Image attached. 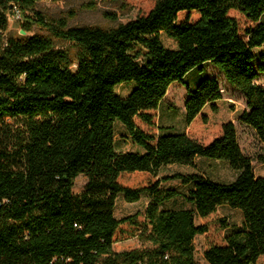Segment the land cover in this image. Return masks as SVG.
<instances>
[{"label": "trees", "instance_id": "1", "mask_svg": "<svg viewBox=\"0 0 264 264\" xmlns=\"http://www.w3.org/2000/svg\"><path fill=\"white\" fill-rule=\"evenodd\" d=\"M38 1L0 0V264H264V176L235 125L225 122L205 144L185 131L158 124L147 132L136 123L154 125L152 111L175 82L187 89L186 125L209 104L217 111L216 78L186 81L210 62L245 97L239 120L264 143V53L255 51L264 46V0H155L147 13L106 29L49 22ZM16 9L27 32L36 25L52 37L7 36ZM124 83L134 87L121 96L116 87ZM117 123L143 152L118 150ZM198 159L224 162L236 177L159 176L165 166L196 167ZM133 173L151 178L121 181ZM81 174L87 182L76 194ZM173 179L187 191L163 187ZM120 193L128 202L146 194L149 203L118 218ZM178 196L191 207H164ZM224 205L241 212L240 225L220 214ZM200 234L208 236L204 263L195 257ZM134 237L140 246L114 249Z\"/></svg>", "mask_w": 264, "mask_h": 264}, {"label": "rangeland", "instance_id": "2", "mask_svg": "<svg viewBox=\"0 0 264 264\" xmlns=\"http://www.w3.org/2000/svg\"><path fill=\"white\" fill-rule=\"evenodd\" d=\"M124 3L114 2L112 0H40L36 4L38 10L49 22H55L61 18L68 21L69 26H95L101 28H111L119 23H125L137 16L147 13L154 5L155 0H122ZM232 14L242 18L237 12ZM25 18L22 14L16 11L9 15L7 36H28L34 33L51 36L49 32L33 25L32 30L27 32L24 25ZM162 40L167 47L175 48L176 41L168 37L165 33H161ZM57 47L65 46V43L53 38ZM258 56L264 53V46L255 49ZM202 76H210L216 78L221 87L222 99L217 101L218 110L214 111L211 105H207L202 114L197 116L194 121L186 125L185 123V101L188 93L186 87L179 83H173L165 97L163 98L160 108L157 111H152L154 116V125L150 126L136 118V123L147 132H157V125L169 127L175 131H185L190 136L198 139L202 143L210 142L214 137L222 133V125L225 122L231 121L236 129L239 139V144L245 154L252 158V163L256 175L264 176V162L261 157H264V143L261 142L256 132L246 124L240 122L239 117L241 113L247 109L245 97L242 93L231 86L223 74L215 65L210 62L203 64L186 77V81L191 86ZM258 83L264 86V74H260ZM133 83H124L116 87V91L121 96H126ZM116 140L118 150L137 151L143 150L138 147L128 136L125 128L120 124H116ZM143 152V151H142ZM192 172H206L213 179L220 181H231L236 177V172L231 169L226 163L212 161L209 159H198L197 166H186L173 164L163 167L159 176L164 177L174 173H192ZM151 176L147 173H133L124 174L121 181L128 185H138ZM87 182V177L83 174L75 178L74 192L79 194L84 189ZM163 187L175 188L184 193L187 187L183 186L179 179L168 180L164 182ZM149 203V197L143 194L140 200L136 202H128L124 195L120 193L116 198L115 214L118 218L125 215L143 211ZM167 208H181L191 207L182 196H178L173 200L167 201L164 204ZM220 214L225 215L231 225H240L242 221L241 212L233 209L227 205L221 206ZM202 219H198L200 223ZM217 231L213 228L211 235H216ZM208 236L204 234L197 235L194 240L195 257L201 262L204 261V248ZM140 246V241L137 238H125L118 240L114 244L115 250L130 249Z\"/></svg>", "mask_w": 264, "mask_h": 264}, {"label": "built area", "instance_id": "3", "mask_svg": "<svg viewBox=\"0 0 264 264\" xmlns=\"http://www.w3.org/2000/svg\"><path fill=\"white\" fill-rule=\"evenodd\" d=\"M15 11H16L17 13H19V11H18L17 9H16Z\"/></svg>", "mask_w": 264, "mask_h": 264}]
</instances>
